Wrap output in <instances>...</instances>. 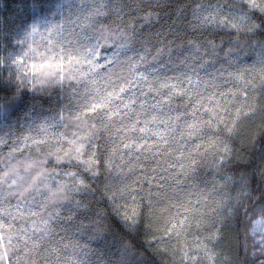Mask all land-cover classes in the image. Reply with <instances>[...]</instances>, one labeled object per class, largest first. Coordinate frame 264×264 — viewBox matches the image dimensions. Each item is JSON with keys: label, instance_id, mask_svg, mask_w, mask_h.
<instances>
[{"label": "snow or ice", "instance_id": "snow-or-ice-1", "mask_svg": "<svg viewBox=\"0 0 264 264\" xmlns=\"http://www.w3.org/2000/svg\"><path fill=\"white\" fill-rule=\"evenodd\" d=\"M6 11L0 264H157L161 245L193 227L181 264H241L218 250L243 202L224 193L210 213L191 197L204 167L209 195H249V169L234 161L242 125L264 124V0H19ZM57 90L43 108L37 98ZM259 252L264 264V235Z\"/></svg>", "mask_w": 264, "mask_h": 264}, {"label": "trees", "instance_id": "trees-1", "mask_svg": "<svg viewBox=\"0 0 264 264\" xmlns=\"http://www.w3.org/2000/svg\"><path fill=\"white\" fill-rule=\"evenodd\" d=\"M19 0H8L5 5V0H0V19L8 15L7 9H16V4ZM14 14V13H13ZM38 101L43 105V108H47L51 101L59 100L58 90L53 93L51 98L38 97ZM243 141L238 143V148H243L240 155L242 157L239 161H234L235 164H240L243 167H248V192L249 195L243 196L235 190L234 186L230 188H220L219 192H211V181L213 179V171L204 167L200 169V179L197 181V185L193 188V195L191 199L195 203L197 195H203L207 197L203 201L202 205L197 207H203V210L211 213L213 208H216L217 201L222 198V194L227 193L230 197L239 199L243 202V206L240 208V216L238 222H233L231 227L224 233L226 239L221 245L218 251H223L232 256H236L239 253V260L241 264H248L249 261L255 260L256 264H260L261 256L258 250L253 246V242L250 236L249 219L258 211H264V176L261 175L264 172V159L261 158L264 154V124H261L260 118H257L253 122H245L242 125ZM205 181L209 183L206 185ZM202 190V192H201ZM175 211V209H172ZM182 211V210H181ZM168 216L167 212L156 213L152 220L157 226L156 235L165 236L166 233L163 230V224L165 218ZM196 231L195 227L185 230V234L180 237L168 238L165 245H161L162 248H166L167 252L157 255V264H181V255L183 251L190 250V246H194L196 243V237L193 233ZM154 239V237H149ZM159 243V240L156 241ZM115 251V249H113Z\"/></svg>", "mask_w": 264, "mask_h": 264}, {"label": "rangeland", "instance_id": "rangeland-1", "mask_svg": "<svg viewBox=\"0 0 264 264\" xmlns=\"http://www.w3.org/2000/svg\"><path fill=\"white\" fill-rule=\"evenodd\" d=\"M257 222L260 223L257 224ZM262 226H264V211L255 212L249 219V227L251 240L253 246L258 250L257 252H259V242L261 241V237L264 235V233L260 231V227Z\"/></svg>", "mask_w": 264, "mask_h": 264}]
</instances>
